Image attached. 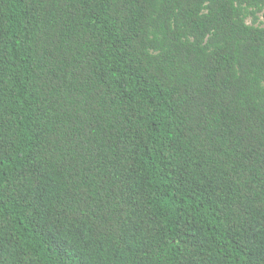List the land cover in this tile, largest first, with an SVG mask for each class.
Listing matches in <instances>:
<instances>
[{"label":"trees","instance_id":"trees-1","mask_svg":"<svg viewBox=\"0 0 264 264\" xmlns=\"http://www.w3.org/2000/svg\"><path fill=\"white\" fill-rule=\"evenodd\" d=\"M0 264H264V0H0Z\"/></svg>","mask_w":264,"mask_h":264},{"label":"rangeland","instance_id":"rangeland-1","mask_svg":"<svg viewBox=\"0 0 264 264\" xmlns=\"http://www.w3.org/2000/svg\"><path fill=\"white\" fill-rule=\"evenodd\" d=\"M261 21H262V18H261Z\"/></svg>","mask_w":264,"mask_h":264}]
</instances>
